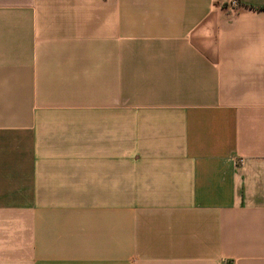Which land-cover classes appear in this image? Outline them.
Returning <instances> with one entry per match:
<instances>
[{"label":"crops","instance_id":"crops-1","mask_svg":"<svg viewBox=\"0 0 264 264\" xmlns=\"http://www.w3.org/2000/svg\"><path fill=\"white\" fill-rule=\"evenodd\" d=\"M0 264H264V0H0Z\"/></svg>","mask_w":264,"mask_h":264},{"label":"built area","instance_id":"built-area-1","mask_svg":"<svg viewBox=\"0 0 264 264\" xmlns=\"http://www.w3.org/2000/svg\"><path fill=\"white\" fill-rule=\"evenodd\" d=\"M235 3H236V2H234V1H230V2H229V6L232 8V7L235 5Z\"/></svg>","mask_w":264,"mask_h":264}]
</instances>
